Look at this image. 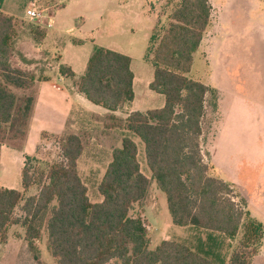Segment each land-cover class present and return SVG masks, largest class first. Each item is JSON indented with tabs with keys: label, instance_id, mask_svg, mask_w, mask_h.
I'll return each instance as SVG.
<instances>
[{
	"label": "trees",
	"instance_id": "16d2710c",
	"mask_svg": "<svg viewBox=\"0 0 264 264\" xmlns=\"http://www.w3.org/2000/svg\"><path fill=\"white\" fill-rule=\"evenodd\" d=\"M3 4L0 0V159L3 145L18 150L24 146L36 84L47 80L14 65L15 40L26 25L6 14ZM211 11L209 0H182L164 35L151 38L154 76L149 87L165 97L164 107L133 112L125 120L113 114L105 117L106 129L126 130L140 138L152 178L142 173L137 144L125 136L121 147L112 151L99 184L103 200L92 203L78 170L84 135L67 132L59 139L62 161L40 172L38 183L29 169L37 159L28 157L22 171L23 191L0 188V245L6 243L12 225H22L33 259L43 264L36 242L50 213L48 245L57 264H215L224 243L240 234L228 264H252L264 240V224L251 215L244 200L235 201L238 196L228 182L210 174L200 138L212 90L188 76L211 25ZM26 28L37 41L46 36L39 26ZM131 63L127 55L96 46L83 76L77 78L64 66L60 73L72 79L88 101L114 113L134 101ZM152 180L166 195L172 223L208 232L206 245L195 249L164 240L149 249L145 220L131 217L130 212L134 204L146 200ZM34 184L41 186L38 195L24 199ZM22 202L23 220L15 216ZM54 202L57 205L51 208Z\"/></svg>",
	"mask_w": 264,
	"mask_h": 264
},
{
	"label": "rangeland",
	"instance_id": "374dc122",
	"mask_svg": "<svg viewBox=\"0 0 264 264\" xmlns=\"http://www.w3.org/2000/svg\"><path fill=\"white\" fill-rule=\"evenodd\" d=\"M30 1L4 0L3 11L12 13L26 26L40 27L45 18L42 22H35L26 17ZM37 1L45 17L52 15L60 5L58 0ZM181 1L73 0V6L68 5L69 9L62 14V18L73 21L76 32L72 37L75 40L95 38V41H88L84 49L93 50L95 46H102L128 53L133 58L134 73L146 82L147 79L152 80L154 71L151 38L155 36L158 40L164 35L171 22L170 17ZM209 1L212 7L211 25L194 55L193 68L188 75L212 90L206 100L201 151L205 163L210 166V174L228 182L234 195L239 197H235V201L244 200L251 215L264 224V0ZM88 19L92 20L90 30H86L89 32H79L78 29ZM68 38V35H62L56 40L61 43ZM53 42H49V51L57 47ZM53 62L48 75L57 78L60 76L59 66L56 61ZM149 89L147 85V92ZM159 99L160 102L156 103L158 107L153 109L165 103L163 95ZM122 113L120 111L119 115ZM100 121L103 124L106 122L105 118ZM99 125L96 123L91 134L80 133L84 135L86 144L83 157L78 160V170L92 203L102 202L98 187L107 169L108 156L111 159L112 151L120 148L123 137L128 136L120 129L102 130ZM62 135H48L39 145L37 160L29 164L30 174L36 182L40 172H46L51 165L62 161L59 145ZM128 137L138 146L142 173L151 179L143 142L134 134ZM17 186L21 187L20 180ZM40 187L34 184L25 193L24 199L38 195ZM23 204L15 212V215H21L22 220L25 217L21 211ZM56 205L57 202H54L51 208ZM130 216L145 220L150 250L164 240L185 243L195 249L208 243V232L172 223L166 195L153 180L146 200L134 204ZM46 220L39 241L40 255L45 264H57L49 249ZM240 239L241 234L235 240L226 241L219 251L221 259H215L214 263L222 264L223 261V264H228ZM21 257L18 264H37L31 253ZM6 258L3 264L13 263L11 257ZM252 264H264V240Z\"/></svg>",
	"mask_w": 264,
	"mask_h": 264
},
{
	"label": "crops",
	"instance_id": "0c3cea01",
	"mask_svg": "<svg viewBox=\"0 0 264 264\" xmlns=\"http://www.w3.org/2000/svg\"><path fill=\"white\" fill-rule=\"evenodd\" d=\"M58 2L60 4L59 8L52 15L45 17L42 25H40L46 31V36L43 40L37 41L34 34L24 27H22V30H19V35L15 40L13 54L14 65L22 70L33 72L38 78H46L47 80L40 81L36 84V102L27 139L22 149L18 150L7 145H3L1 148L0 188L23 191L22 171L26 164V158H38L39 145L46 140L42 137L43 134L52 136H59L67 132L79 135H81L80 133L91 134L96 127V123L100 124V129H106L100 119L105 118L109 114L125 120L133 112L154 110L153 107H158L156 103L160 102V94L153 92L151 89H149V92L146 90V86H150L153 78L152 80L147 79L145 82L139 75H136L134 73L133 58L122 50L116 51L129 56L132 60L131 69L134 73V101L126 103L114 113L88 101L78 91L74 81L60 73V67L70 68L77 78L81 77V73L85 74L89 58L94 49L89 50L87 48L84 49V47L88 41H95V38L93 40H75L72 37L76 32V29L72 25L73 21L67 17L65 19L62 18V14L69 9L68 5L70 7L73 6V0H58ZM5 13L17 18L12 13ZM85 22L82 28L78 29L81 33L89 32L86 30H90L89 27H91L92 20L88 19ZM23 29L27 30L24 31ZM62 35H68L69 38L59 43L56 39ZM50 40H54L53 44L55 43L54 45L57 46L53 51L47 49L50 47ZM52 61H56L57 66H59L60 76L57 78H52L48 75V69H52L53 66ZM39 73L44 75H39ZM164 105L165 103H160V107L156 109H161ZM120 111H123L121 116L119 115ZM107 130L112 131L116 129ZM120 131L128 136L132 134L126 130L120 129ZM111 159L108 156L106 168L110 164ZM19 180L21 182L20 188L17 186V181ZM15 216L21 219V215ZM25 235L26 229L19 224L12 225L9 228L6 243L0 245V253L2 251L3 254L2 258L0 257V264L4 263L7 256L11 257L12 264H18L22 258L21 256L24 257L26 255L27 257L29 255L30 251L25 240ZM39 241L36 242V246L39 249V254H41ZM43 264L45 263L43 262Z\"/></svg>",
	"mask_w": 264,
	"mask_h": 264
},
{
	"label": "built area",
	"instance_id": "2783aa9c",
	"mask_svg": "<svg viewBox=\"0 0 264 264\" xmlns=\"http://www.w3.org/2000/svg\"><path fill=\"white\" fill-rule=\"evenodd\" d=\"M37 4H38L37 0L30 1L29 7L26 10V17L31 21L42 22L45 16L43 14V11L39 9Z\"/></svg>",
	"mask_w": 264,
	"mask_h": 264
}]
</instances>
